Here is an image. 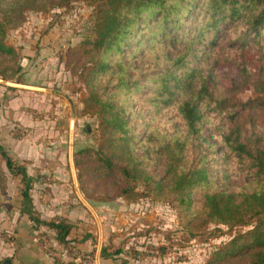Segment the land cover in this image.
<instances>
[{
  "label": "trees",
  "instance_id": "trees-1",
  "mask_svg": "<svg viewBox=\"0 0 264 264\" xmlns=\"http://www.w3.org/2000/svg\"><path fill=\"white\" fill-rule=\"evenodd\" d=\"M89 1V34L67 49L69 67L87 89L84 109L99 119L97 147L75 151L83 197L110 201V193L97 190L114 182L116 195L131 202L142 181L156 195H171L178 224L189 235L209 223L236 228L202 264H264V133L254 131L264 128V0ZM20 3L46 6L45 0H0L1 35L5 25L20 20ZM249 42L260 53L255 75L248 67ZM1 50L13 51L0 40ZM219 54L235 71L216 98ZM0 77L9 76L2 69ZM248 83L255 95L242 100L236 94ZM167 110L180 120L171 132L155 123ZM208 114L220 117L224 126L218 139L224 153L210 160L212 170L207 163L211 153L200 146ZM0 154L9 170L22 174V210L34 225L50 228V238L65 242L69 224L58 216L45 220L32 213L24 166L1 146ZM151 156L163 167L159 176L145 171ZM212 171L220 180L236 176L243 181L219 187Z\"/></svg>",
  "mask_w": 264,
  "mask_h": 264
},
{
  "label": "rangeland",
  "instance_id": "rangeland-1",
  "mask_svg": "<svg viewBox=\"0 0 264 264\" xmlns=\"http://www.w3.org/2000/svg\"><path fill=\"white\" fill-rule=\"evenodd\" d=\"M45 3L46 6L40 9L28 7V3L17 4L21 9L20 20L14 25H5L2 35L0 34V40L13 49L11 52L0 51V71L3 69L4 74L14 81L30 84L24 86V95L28 101L24 104L26 109L14 120L13 134L18 138L35 136L40 130L42 133L39 135L44 138L45 147L49 149L57 146L62 152L60 161L66 163L69 160L73 165L77 158L75 151L78 152L83 147L95 148L99 144V119L84 109L82 99L87 95V89L77 77V73L69 67L72 57L67 52L69 46L77 44L89 34L92 4L89 0H45ZM260 43L264 66V34L260 35ZM247 51L249 72L255 75L256 57L260 53L251 42L247 44ZM217 56L219 83L213 92L214 96L219 98L223 95L224 87L228 85L229 77L235 68L224 60L221 54ZM16 67L18 69L13 74L7 73L8 69ZM236 95L244 100L254 96L255 92L251 83H248ZM208 116L209 121L204 123L201 129L205 142L200 144L203 150L211 153L207 163L224 153L218 142L220 133L224 130V126H220L221 118L210 114ZM160 117L155 123L166 132H171L180 124L174 110H167ZM254 131L264 133V128H255ZM154 159L151 156L145 171L159 176L163 167L159 160ZM49 160L47 158L46 162ZM20 164L24 166V163ZM208 167L213 169L210 163ZM212 172L219 187L237 185L243 181L236 176L220 180L218 174ZM73 174L75 176L74 165ZM37 178L40 188H48L49 184L56 181L48 170L37 173ZM75 182L78 188L77 181ZM70 185H67L66 192L72 191ZM134 190L136 197L131 202H134L135 207L129 206V209L136 213L131 216L130 213L122 211L123 215L119 216L127 221L120 232L133 236V242L142 246V256L144 252L148 254L149 246L154 245L155 247L149 250L158 257L156 264H180L179 261L182 264H202L205 256L236 230L232 226L209 223L206 228L189 235L178 224L177 208L171 195H163L165 191L156 195L139 180ZM78 191L82 195L79 188ZM97 191L110 193L113 196L110 200L121 198L127 201L121 195H116L118 190L114 182L98 188ZM120 240H124V237ZM138 250L139 248H133L131 255L136 257ZM193 259L195 262H191Z\"/></svg>",
  "mask_w": 264,
  "mask_h": 264
},
{
  "label": "crops",
  "instance_id": "crops-1",
  "mask_svg": "<svg viewBox=\"0 0 264 264\" xmlns=\"http://www.w3.org/2000/svg\"><path fill=\"white\" fill-rule=\"evenodd\" d=\"M26 85L30 84L0 77V146L15 163H24L30 185L29 206L32 213L45 220L58 216L69 224L65 242L51 238L56 252L63 258H70L75 249L89 251L93 255L92 264H156L158 257L145 252L144 256L140 255L142 246L133 242V236L120 232L127 220L121 219L119 215H123L124 210L134 216L136 212L129 209V206L135 207L134 202L121 198L89 202L78 191L72 163L69 160L66 163L60 161L62 152L57 146L49 149L45 147L44 138L39 135L42 133L40 130L35 136L18 138L13 134L15 118L20 117L22 110L26 109ZM47 158L49 162H46ZM46 170L52 172L56 181L49 184L48 188H40L37 173ZM68 184H71L72 191L66 192ZM22 188V174L9 170L0 154V232H12L11 239H5L0 234V262L72 264L50 256L41 248L36 232L44 230L52 237L53 231L41 223L34 225L28 213L22 210ZM121 237L124 240H120ZM135 247L139 248L136 257L131 255ZM191 262H195V259ZM179 263L182 264L181 261Z\"/></svg>",
  "mask_w": 264,
  "mask_h": 264
},
{
  "label": "built area",
  "instance_id": "built-area-1",
  "mask_svg": "<svg viewBox=\"0 0 264 264\" xmlns=\"http://www.w3.org/2000/svg\"><path fill=\"white\" fill-rule=\"evenodd\" d=\"M3 238L5 239H11L12 238V232L9 230H2L0 232ZM36 239L39 242L41 248L45 250L50 256L57 258L60 261H70L72 264H92L94 263L93 255L89 251H80V250H73L71 253L70 258H63L60 256L56 249L54 248V245L51 242V238L47 235L44 231H37L36 232Z\"/></svg>",
  "mask_w": 264,
  "mask_h": 264
}]
</instances>
